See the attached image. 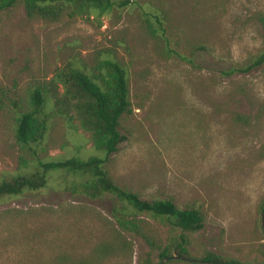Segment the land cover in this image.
Segmentation results:
<instances>
[{"label": "rangeland", "instance_id": "374dc122", "mask_svg": "<svg viewBox=\"0 0 264 264\" xmlns=\"http://www.w3.org/2000/svg\"><path fill=\"white\" fill-rule=\"evenodd\" d=\"M111 1L101 13L56 21L28 18L21 3L0 11V180L37 173L39 160L102 155L89 131L58 117L42 131L37 116L20 143L17 118L57 69L102 73L103 60H116L126 69L130 111L119 120L125 140L104 169L140 198H168L203 218L188 234L192 258L166 264H205L198 257L206 251L264 264V62L224 72L264 48V0ZM45 178L43 187L0 196V264H155L157 246L177 233L161 218L136 216L150 247L118 227L113 197L78 193L80 177L63 171ZM103 241L115 249L97 255Z\"/></svg>", "mask_w": 264, "mask_h": 264}, {"label": "trees", "instance_id": "16d2710c", "mask_svg": "<svg viewBox=\"0 0 264 264\" xmlns=\"http://www.w3.org/2000/svg\"><path fill=\"white\" fill-rule=\"evenodd\" d=\"M21 3L28 18H40L48 21L58 20L62 14L71 17L88 14L97 10V14L110 8L111 0H0V11ZM126 0L117 2L123 6ZM264 62V48L247 63L231 67L225 73L246 72ZM100 68L103 72H86L83 67L66 65L57 69L46 82L36 85L30 93L31 109L22 112L17 118L15 138L20 143L29 139L32 124L40 116V127L44 131V122L48 118H61L73 128L80 127L89 131L95 148L102 155H90L86 158L71 156L63 159L37 161V173L17 174L0 180V196L16 195L25 190H35L43 187L46 173L59 170L80 177L77 184L72 185L89 198L103 195L113 197L118 207L113 206L111 216L118 227L135 235H139L150 247H155V241L149 237L142 226L139 215L165 220L172 229L177 230L171 242L157 246V257L164 259L166 264L173 255L177 258L191 259L189 253L188 234L202 227V214L195 208H179L172 200L165 198L143 199L137 193L114 183L104 169L108 156L116 151L117 145L125 140V135L118 129L119 120L124 113L130 111L128 98L126 69L114 60L105 59ZM60 87V91L58 88ZM5 96V90L0 87V104ZM49 103L46 113L43 107ZM75 122V123H72ZM41 131V132H42ZM43 133V132H42ZM41 133V134H42ZM264 210V196L260 203V211ZM263 225L260 226L264 237ZM123 245L122 240L117 237ZM115 249L112 243L101 242L95 248L97 255L110 253ZM177 261L179 259H176ZM200 261L211 264H247L232 257H225L206 251L198 257ZM69 264H91L87 260H75ZM155 264H158L155 263Z\"/></svg>", "mask_w": 264, "mask_h": 264}, {"label": "water", "instance_id": "95a60500", "mask_svg": "<svg viewBox=\"0 0 264 264\" xmlns=\"http://www.w3.org/2000/svg\"><path fill=\"white\" fill-rule=\"evenodd\" d=\"M263 213H264V210L262 211V213H261V225L263 224L262 223V215H263ZM172 257H175V256H172ZM164 259H161L160 261H159V263L158 264H162V261H163ZM203 263H205V264H211L210 262H206V261H203Z\"/></svg>", "mask_w": 264, "mask_h": 264}]
</instances>
